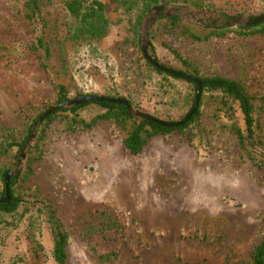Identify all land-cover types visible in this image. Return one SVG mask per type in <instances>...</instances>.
Instances as JSON below:
<instances>
[{"label": "rangeland", "instance_id": "obj_1", "mask_svg": "<svg viewBox=\"0 0 264 264\" xmlns=\"http://www.w3.org/2000/svg\"><path fill=\"white\" fill-rule=\"evenodd\" d=\"M28 1L0 0V170L16 169V150L2 155L4 142H21L57 106L58 86L67 100L123 98L137 113L165 122L188 113L192 87L157 75L142 58L140 31L153 8L125 11L117 0H92L105 5L109 31L99 42H73L65 0H38L32 18ZM160 2L232 19L264 11V0ZM165 18L146 31L147 55L174 71L240 85L258 121L253 140L239 144L235 130L244 132L243 116L209 93L198 102L196 121L151 137L135 156L122 143L133 121L84 127L102 113L91 104L58 113L39 125L21 163L14 193L26 203L0 215V264H56L45 205L66 234L67 264H252L264 238V34L232 26L216 31L200 18L178 17L172 27ZM186 32L212 35L193 42Z\"/></svg>", "mask_w": 264, "mask_h": 264}, {"label": "trees", "instance_id": "obj_2", "mask_svg": "<svg viewBox=\"0 0 264 264\" xmlns=\"http://www.w3.org/2000/svg\"><path fill=\"white\" fill-rule=\"evenodd\" d=\"M118 5H120L125 11H129L132 8L136 7L137 4L141 5V10L143 13L148 12L151 8H155L161 4L160 0H117ZM63 11L65 15H67L70 19L73 20V29L70 31L69 38L73 42H99L104 39L109 31V25L105 18V5L95 2V1H85V0H65L63 2ZM27 10L29 11L28 17L32 18L36 16L38 12V0H29L26 5ZM165 20L172 25V27H178L179 18L177 16L166 17ZM226 27H214V29L220 30L225 29ZM252 29L255 33L264 34V22L251 26V28L240 29L242 32H248ZM252 32V31H251ZM187 37L193 42H203L207 39L212 33H208L204 35V37L199 38L196 37L189 32L185 33ZM247 34L243 33L242 35ZM220 35V33L216 34ZM139 42V38H138ZM37 46L44 52L45 58L48 57V51L45 48V44L41 37L37 38ZM147 49H150L149 43H147ZM155 63L156 60L153 56H149ZM184 70L189 71V65L185 63V61L180 62ZM146 66L154 71L157 75H166L169 76L171 79L183 81L177 78H173L172 76L165 74L161 71H156L155 69L151 68L147 63ZM178 72L184 73L186 76L191 77L198 81L201 85L200 90V98L206 94H214L216 97L219 98V102L221 105L227 106L229 103L235 104L241 114L243 116L244 121V132H240L239 130H235L236 138L241 146L247 144V142L253 140L254 129L258 127V121L254 118L253 112L254 109L252 107V99L247 96L244 89L232 80L227 78H222L219 76L213 77H199L198 73L192 71L193 74H189L188 72L177 70ZM185 82V81H183ZM185 84L189 85L193 89V94L190 99V104L192 106L194 96H195V86L188 82ZM57 105L64 103L67 99L65 96V92L63 86L57 87ZM96 98V97H94ZM122 99L127 102L129 106L131 103L123 98ZM93 105L98 109L102 110V113L92 120L90 123L84 125V127H88L90 125H94L97 122H108L114 120L119 127H123L127 122L133 121L134 125L132 126L131 130L127 132L125 137L122 140L124 147L126 148L127 152L130 155H138L144 146V144L153 136H158L160 134H168L173 130H182L186 128L188 125L192 124L194 121L198 119V111L191 116L192 118L188 121L185 125L176 128H165L162 126H156L149 122H142L138 121L137 119L132 118L128 115L126 109L122 105L117 104H97L87 102L80 106H73L69 109L58 110L51 115H49L41 124V127H45L47 124L51 123L53 117L58 113H74L75 111L83 108L87 105ZM132 107V106H131ZM198 108V107H197ZM183 119V118H182ZM36 122V121H35ZM35 122L33 124H35ZM31 124L27 130V134L22 139L21 142H4V146L1 149V154L5 155L9 150H16L15 151V161L19 155V152L23 149L26 140L31 132V128L33 126ZM41 129V128H40ZM38 130L37 134L40 132ZM15 165V163H14ZM8 170H0V201L5 199V184H4V177ZM21 176V171L18 176L11 178L8 185V193L9 199L5 203H0V215H12L14 214L22 204H25L26 201L21 197H18L14 193V189L18 184V181ZM45 213L47 214V223L50 229V233L53 240V260L56 264H67L66 261V234H64L60 230V226L56 221V214L54 211L50 209L48 206H43ZM252 257V264H264V238L260 240V242L256 245L254 250L251 253Z\"/></svg>", "mask_w": 264, "mask_h": 264}, {"label": "water", "instance_id": "obj_3", "mask_svg": "<svg viewBox=\"0 0 264 264\" xmlns=\"http://www.w3.org/2000/svg\"><path fill=\"white\" fill-rule=\"evenodd\" d=\"M172 16H177V17H185L189 19L190 21L196 23L197 19L200 18V24H205L210 27H218V26H232V27H239V28H251V26L260 24L264 22V11L262 14L259 16L253 17L251 19L242 17V18H223L222 16H215L212 13L208 12H188L185 9H173V8H167L163 6H157V8L151 9L150 13L144 18L143 20V26H142V31H140V52L142 55L143 60L145 63H147L151 68L155 69L156 71H161L165 74H168L172 76L173 78L181 79L184 80L185 82H188L190 84H193L195 86V96L193 100V104L188 111V113L184 116V118L180 121L177 122H165L162 120H157L155 118H151L145 115H141L134 111L125 100L122 99H107V98H94L89 95H84V96H77L71 100L65 101V103L61 105H57L48 111L44 112L39 118L37 119L36 124L33 125L30 135L21 150L19 157L16 162V169L14 171H10L6 173L4 177V184H5V199L0 201V203H5L9 199V193H8V185L9 181L11 178L18 176V174L21 171V163L25 158V154L34 139L35 133L39 127L40 124L43 123V121L52 113L58 111V110H63L65 108H70L73 106H80L82 104H85L87 102L91 103H97V104H117V105H122L125 107L127 113L129 116L132 118L138 119V121L142 122H149L152 123L156 126H162L165 128H176L180 127L182 125H186L188 121L192 118L191 116L196 112L197 110V105L199 102V96H200V90H201V85L198 81L191 79V77L186 76L184 73L178 72L171 70L169 68H166L162 66L161 64L155 63L148 55L146 52L147 49V40H146V31L148 30L149 26L151 23L155 20H157L158 17H172Z\"/></svg>", "mask_w": 264, "mask_h": 264}]
</instances>
